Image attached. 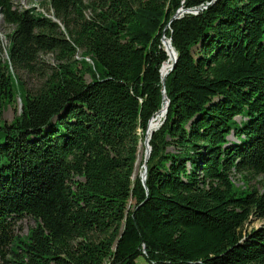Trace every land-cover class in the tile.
<instances>
[{
	"label": "trees",
	"instance_id": "16d2710c",
	"mask_svg": "<svg viewBox=\"0 0 264 264\" xmlns=\"http://www.w3.org/2000/svg\"><path fill=\"white\" fill-rule=\"evenodd\" d=\"M14 1L0 0V264H264V226L247 227L264 221V0H48L56 22Z\"/></svg>",
	"mask_w": 264,
	"mask_h": 264
},
{
	"label": "rangeland",
	"instance_id": "374dc122",
	"mask_svg": "<svg viewBox=\"0 0 264 264\" xmlns=\"http://www.w3.org/2000/svg\"><path fill=\"white\" fill-rule=\"evenodd\" d=\"M47 2H48V0H15L14 1V6L16 8H18V9H20V10L34 8L35 12L40 13L42 15H45V16L49 17V19H52L54 22H56V20L53 19L54 17H52L53 15H52L51 10L49 11ZM180 12L181 11H179L178 13L180 14ZM194 14H195V12H194ZM179 16H181V14ZM57 22H58L57 24L60 25L61 29H63L61 23L59 21H57ZM8 32H9L8 31V27H6L5 25H3L2 20H1V17H0V40L3 42L4 45L7 44L6 43V40L4 38V35L7 34ZM41 59L46 64H52L53 65V64L56 63L55 62V59H54V56L52 54H43V55H41ZM78 59H79V56L75 57V60H78ZM168 61H169V59H168ZM170 68H171V65H170ZM170 68H169V70H170ZM169 70H168V72H170ZM21 77H22V81H24V83L26 84V87L29 90H31L32 92H34V91H36L38 89L39 84H40V81L37 79L36 76L35 77H32V76H27L25 74H22ZM86 78L88 79V76ZM20 109H21V105H20L19 100L17 99L16 106H14V107H12V106L11 107H7L4 110L3 116H2V120L5 123H10L13 120V118L16 115H18ZM160 116H161V114H160ZM157 118H159L158 115L154 119H152L150 121V123L153 120H157ZM162 119H163V115H162V118H160L159 120H157L156 127L153 130L156 131L158 129V127L160 126V123H161V120ZM144 154H145V149H144V146L142 144V146H140V148H139V153H138V157H137V161H136V165H135V174L136 175L142 173V170H141L142 168L139 165L141 163V160L144 157ZM233 180H234V184H235L236 187L242 186V183L239 182L238 178H234ZM261 226H264V221H253L252 223H250V224L247 225V227L249 229H252V228L257 229V228H259ZM32 227H34L33 221L30 220V219H27V218L26 219L23 218V219L19 220V222L16 224V226L14 228V231L19 236H24V235L27 234V232L29 231V229H31ZM137 263L138 264H148L143 258H139L137 260Z\"/></svg>",
	"mask_w": 264,
	"mask_h": 264
},
{
	"label": "water",
	"instance_id": "95a60500",
	"mask_svg": "<svg viewBox=\"0 0 264 264\" xmlns=\"http://www.w3.org/2000/svg\"><path fill=\"white\" fill-rule=\"evenodd\" d=\"M184 13V11H181L180 14L182 15ZM197 13V11H195V14ZM179 13L177 14V16L180 15ZM176 17V16H175ZM163 46L165 48V52L168 54V57H169V53H168V49H167V46L168 47H171L170 46V41H163ZM172 49V48H171ZM173 50V49H172ZM171 54L173 56V61L171 63V68L169 71H171L173 69V66L176 62V53L174 51H171ZM169 72H166L165 75L163 76L162 74V82L164 84V78L168 75ZM164 104H165V110L163 112V118H165L166 114H167V107H168V101L166 100V97L164 96ZM161 112V111H160ZM159 112V113H160ZM149 126H150V122H149ZM149 126H148V129H149ZM155 130L151 131L150 135L148 136V131L146 133V138L144 139V142H143V146H144V149H145V154H144V157H143V172H142V182L144 183L145 179H146V165H147V162H148V159H149V156H150V147H149V140H150V136L151 134L154 132Z\"/></svg>",
	"mask_w": 264,
	"mask_h": 264
},
{
	"label": "bare ground",
	"instance_id": "6f19581e",
	"mask_svg": "<svg viewBox=\"0 0 264 264\" xmlns=\"http://www.w3.org/2000/svg\"><path fill=\"white\" fill-rule=\"evenodd\" d=\"M167 49H168V53H169V61H168V66H169V67L167 68V71H164L163 76L165 75L166 72H168V70H169V68H170V65H171V63H172V61H173V56H172V54H171L172 49H171L170 47H168V46H167ZM163 68H164V67H162V69H163ZM162 69H161V73H162ZM164 110H165V104H164V106H163V109H162L161 112H160V114H161V118H162V115H163ZM152 123H153V121L150 123L149 129L151 128ZM155 127H156V126H153V127L151 128L150 133H151V131H152ZM149 129H148V131H149ZM150 133L148 134V136L150 135Z\"/></svg>",
	"mask_w": 264,
	"mask_h": 264
}]
</instances>
